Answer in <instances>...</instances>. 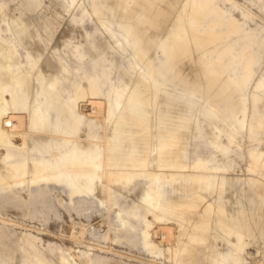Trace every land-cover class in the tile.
Masks as SVG:
<instances>
[{
    "label": "rangeland",
    "instance_id": "rangeland-1",
    "mask_svg": "<svg viewBox=\"0 0 264 264\" xmlns=\"http://www.w3.org/2000/svg\"><path fill=\"white\" fill-rule=\"evenodd\" d=\"M196 1L0 0V104L27 118L36 99L51 105L49 120L21 123L15 142L0 129V264H237L235 252L264 264L229 223L226 200L235 174L264 179V0ZM103 22L122 25L127 50ZM110 90L124 94L113 116L74 124L71 111L89 112ZM44 139L63 185L39 179L30 161ZM7 152L26 162L19 179L6 172ZM96 170L93 190L69 196V178ZM240 198L264 228V197Z\"/></svg>",
    "mask_w": 264,
    "mask_h": 264
},
{
    "label": "bare ground",
    "instance_id": "bare-ground-1",
    "mask_svg": "<svg viewBox=\"0 0 264 264\" xmlns=\"http://www.w3.org/2000/svg\"><path fill=\"white\" fill-rule=\"evenodd\" d=\"M194 3H199L196 0H193ZM199 5H201L199 3ZM216 12L223 13L224 11L221 8H216ZM104 27L106 31L109 33L111 37L114 38V40L120 39L121 41L124 42V50H127L128 48V40L125 37V35L119 31V28L122 27V25L118 24L117 28L114 29L111 27V25L108 22H103ZM159 47L163 50L164 54L167 56H173L175 53V50L172 46H166L163 42L159 43ZM163 57V56H162ZM162 59V58H161ZM130 69V68H129ZM141 74L150 82L151 86L153 89H157L156 81L153 79V77L149 74V72L145 70H141ZM76 82V81H75ZM124 97V94L121 93L120 91H114L110 90L109 92L106 93L105 95V100H88L90 104V109L89 112H84L83 110L80 111V115H77L74 111H71V117L74 121V124L77 125L80 123V118L79 116L81 115H86V116H96L101 113H107L108 117H111L114 115L115 111L120 107V104L122 103V99ZM126 100L130 103V108L132 110H138L141 115H143L142 109L140 108V101L138 99H135L133 96H128ZM79 104H77L78 107ZM133 105H136L133 106ZM150 105L152 107L157 106L156 99H152L150 101ZM51 110V105L48 102V98L45 96L44 99H36L35 103L33 104L32 110L30 117L27 118L25 117V113L21 115V117L17 116L14 114L15 109H12V112H9L6 108L5 105L0 104V129H4L5 134L8 138V142H15L14 140V135L15 132L18 129L19 125L24 122V125H27L28 123L31 124L32 127L36 129H40L42 127L43 123L47 120H49V112ZM7 113H10L8 119L5 118L3 120V117L7 115ZM154 114V113H153ZM118 118H122L121 114H117ZM144 117V116H143ZM236 119L239 121L240 124H242L241 121V116L236 115ZM3 122L9 124L11 127V132L5 129V125ZM144 126L148 129L150 123L148 122V119L144 118L143 119ZM7 127V126H6ZM9 127V128H10ZM152 131L148 130L146 135H151ZM25 143V135L22 134V138L20 141V145H23ZM34 150H36L37 153H40L42 155V158L40 159H31L30 161L38 167L40 171L39 179L41 180H48L51 181L52 183L56 185H63L65 182V179H67V173L64 168L61 167V163L57 162L56 160L52 159L51 153V144L48 139H44L42 144H37L34 147ZM11 153L7 152L4 155V160H6L7 168L6 172L10 174L12 178L19 179L21 178L25 171H26V162H23L20 164L19 160H10ZM64 162L67 161V158H63ZM90 164H92L97 170L100 169L101 164L98 162V156H96L93 160L89 161ZM133 163L136 164V161L133 160ZM143 165V164H141ZM60 168L57 171H54L56 168ZM50 171L49 174H46V171ZM96 171H93L91 173V176H89V172L87 171H82V172H77L72 178H69L68 181V189L67 192L69 196H75V195H85L87 192L93 190V187H95V183L98 182L99 180V174ZM122 174H125L123 171ZM92 178L93 182L90 184ZM19 182V181H18ZM222 184V183H221ZM154 190H148L143 196L142 199L144 201L150 200L153 198L154 193L152 192ZM157 206L155 205V209ZM165 233H167V230H163ZM230 233V232H228ZM169 235V234H168ZM168 235H165L168 237ZM161 236H163L161 234ZM165 237V238H167ZM170 237V236H169ZM168 237V238H169ZM163 237V239H165ZM146 241V239H145ZM234 259L237 264H241V256L238 253H234ZM215 261V259H213Z\"/></svg>",
    "mask_w": 264,
    "mask_h": 264
},
{
    "label": "crops",
    "instance_id": "crops-1",
    "mask_svg": "<svg viewBox=\"0 0 264 264\" xmlns=\"http://www.w3.org/2000/svg\"><path fill=\"white\" fill-rule=\"evenodd\" d=\"M232 179V184L226 190L229 223L237 233L248 238L253 244L256 243L259 249L264 252V228L257 220L250 219V209L243 204L240 198L253 190L259 196L264 197V179L253 175L242 177L239 174H235ZM228 191L239 193L240 197L233 202Z\"/></svg>",
    "mask_w": 264,
    "mask_h": 264
}]
</instances>
